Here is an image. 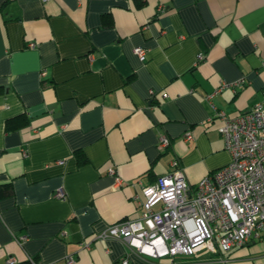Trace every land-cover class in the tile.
Instances as JSON below:
<instances>
[{
	"label": "crops",
	"instance_id": "0c3cea01",
	"mask_svg": "<svg viewBox=\"0 0 264 264\" xmlns=\"http://www.w3.org/2000/svg\"><path fill=\"white\" fill-rule=\"evenodd\" d=\"M223 83L217 110L264 104V0H0V264H264V232L173 260L99 236L175 162L194 191L231 161Z\"/></svg>",
	"mask_w": 264,
	"mask_h": 264
},
{
	"label": "built area",
	"instance_id": "2783aa9c",
	"mask_svg": "<svg viewBox=\"0 0 264 264\" xmlns=\"http://www.w3.org/2000/svg\"><path fill=\"white\" fill-rule=\"evenodd\" d=\"M29 46L34 48L35 43ZM135 52L142 59L146 56L142 47ZM203 57L199 55L200 59ZM243 82L244 79L239 80L235 85ZM229 85L223 83L207 95L214 109L212 98ZM215 119L221 120L218 130L231 161L204 176L194 191L175 162L171 172L143 189V213L111 225L100 238H120L141 254L173 260L189 259L200 250L214 254L220 250L230 252L245 245L253 235L264 232V104L257 103L237 115L217 110L210 121ZM185 138L192 139L193 133H186ZM169 145V138L161 136L160 147ZM56 196L65 195L59 190ZM26 239L22 235L19 241ZM74 262V258L69 259V263ZM8 263L14 264L15 259L9 258ZM119 264L131 263L125 257Z\"/></svg>",
	"mask_w": 264,
	"mask_h": 264
},
{
	"label": "trees",
	"instance_id": "16d2710c",
	"mask_svg": "<svg viewBox=\"0 0 264 264\" xmlns=\"http://www.w3.org/2000/svg\"><path fill=\"white\" fill-rule=\"evenodd\" d=\"M24 117L22 115L13 117L11 119H8L7 124H6V129L10 130V129H18V128H22L23 127V123L21 122V119H23ZM86 160L84 158L81 159V162H85ZM9 187V185H8ZM35 262V261H34ZM24 264H34L33 261L29 260L27 263Z\"/></svg>",
	"mask_w": 264,
	"mask_h": 264
},
{
	"label": "rangeland",
	"instance_id": "374dc122",
	"mask_svg": "<svg viewBox=\"0 0 264 264\" xmlns=\"http://www.w3.org/2000/svg\"><path fill=\"white\" fill-rule=\"evenodd\" d=\"M260 101L264 102V94L261 96Z\"/></svg>",
	"mask_w": 264,
	"mask_h": 264
}]
</instances>
